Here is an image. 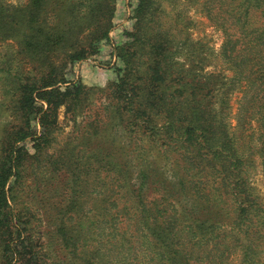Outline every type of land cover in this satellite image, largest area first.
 Instances as JSON below:
<instances>
[{"label": "trees", "instance_id": "1", "mask_svg": "<svg viewBox=\"0 0 264 264\" xmlns=\"http://www.w3.org/2000/svg\"><path fill=\"white\" fill-rule=\"evenodd\" d=\"M88 1L91 8L103 5L102 0ZM155 2L138 4L133 39L119 49L126 72L115 90L120 106L136 104L133 117L121 116L125 127L132 125L135 130L140 184H130L127 160L112 161L110 152L83 161L88 167L82 172L100 180L83 193L92 200L93 214L82 215L87 218L85 231L65 227L64 241L78 257L85 255H80L78 232L83 241L91 237L94 245H86L87 253L92 249L88 264H264V201L251 181L256 154L264 167V0L203 1L208 18L225 34L220 56L233 71L231 76L206 71L204 45L182 44L170 29H163L155 20ZM42 4L43 0H28L18 7L0 4V33L13 36L26 29L25 45L33 58L42 60L41 73L30 81H17L14 91L24 112L35 100L47 102L40 122L43 135H50L55 129L50 110L78 102L84 89L66 79L62 70L68 62L95 52L98 45L89 44L92 51L73 53L60 36L53 46L54 53L63 50L61 61H47L42 57L49 48L39 22ZM93 24L92 41L108 38L111 25L104 23V34L96 36L103 26ZM185 46L187 58L178 61L175 55ZM192 55L199 59L193 61ZM235 89L241 97L233 128L229 111ZM18 136L20 141L33 133ZM145 139L159 148L163 144L179 150L180 159H175L179 169H171L162 180L155 177L158 171L148 159ZM16 158L22 162L21 155ZM6 162L0 164V264H12L13 259L15 264H36L35 249L19 237L9 240L12 231L3 229L9 211L4 187L13 170ZM107 178L109 182H104ZM68 218L74 229L85 225L82 217ZM14 239L23 248L11 247Z\"/></svg>", "mask_w": 264, "mask_h": 264}, {"label": "rangeland", "instance_id": "2", "mask_svg": "<svg viewBox=\"0 0 264 264\" xmlns=\"http://www.w3.org/2000/svg\"><path fill=\"white\" fill-rule=\"evenodd\" d=\"M27 1L0 0V4L18 7ZM203 1L157 0L155 20L161 22L163 29H170L178 42H196L198 47L199 44L204 45L206 71H220L231 76L233 71L220 56L225 34L208 18ZM102 2L100 8H91L88 0H43L39 22L43 24V41L48 43L49 48L42 57L47 61H54V58L58 59V63L61 61L63 50L54 53L53 46L54 40L60 36L73 53L75 49L92 51L88 45H98L95 52L73 63L68 62L62 70L66 79L82 84L84 89L78 102L56 108L52 106L50 119H54L55 129L53 127L50 135H43L45 131L40 122L41 114L48 107L47 102L35 100L29 111H20L19 96L14 91L17 81H30L41 73L44 68L42 60L33 58L25 45L23 33L26 29L13 36L0 33V164L7 160L6 165L13 166L4 187L9 211L5 208L8 212L3 220V229L9 234L12 231L13 234L7 237L9 240L19 237L32 251L35 249L36 264H88L92 249L87 253L86 249L90 250V247L86 245H94V240L89 237L88 242L83 241V234L78 232L81 237L80 255H85L77 257L72 253L73 248L67 247L63 237L65 227L69 231H85L87 218L82 215L93 214L90 209L92 200L83 193L88 192L92 185L97 186L100 180L98 175L90 176L82 172L88 167L83 161L89 163L88 159L95 155L104 157L110 152L112 161L127 160L130 184L135 187L140 184L137 165L140 149L135 148V138L132 137L135 130L132 125L125 127V118L121 116L133 117L132 109L136 104L125 107L122 102L120 106L115 92L120 88L121 78L126 72L119 49L133 39L131 33L137 22L136 9L140 0ZM93 23L103 26L96 36L104 34V23L111 25L108 38L103 37L97 43L95 38L92 41ZM187 52L185 46L176 53V59L184 61ZM191 58L193 61L199 59L195 55ZM240 97L238 89L230 97L229 120L233 128L237 123L235 116ZM41 103L44 106L42 112L39 110ZM28 112L29 115H25ZM26 132L33 133V136L16 140L20 133ZM240 132L237 131V134L240 135ZM145 141L148 159L158 171L155 177L162 180L170 175L171 169H179V160L175 161L180 159L179 150H170L163 144L159 148L147 139ZM251 143L255 145V141ZM17 155H21L22 162H17ZM254 158L256 165L251 169V181L264 201V167L258 154ZM104 182H109V179ZM72 214L82 217L85 222L81 225L82 229L73 228L72 220L68 218ZM11 243L13 248H23L22 243L16 245L15 239ZM15 263L13 259L12 264Z\"/></svg>", "mask_w": 264, "mask_h": 264}]
</instances>
